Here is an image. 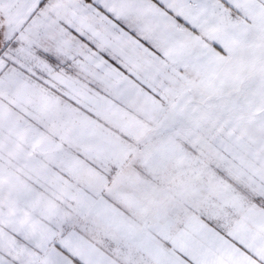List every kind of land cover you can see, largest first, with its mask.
Instances as JSON below:
<instances>
[{"label": "rangeland", "instance_id": "374dc122", "mask_svg": "<svg viewBox=\"0 0 264 264\" xmlns=\"http://www.w3.org/2000/svg\"><path fill=\"white\" fill-rule=\"evenodd\" d=\"M33 1L0 0V264H35L95 213L152 227L258 186L264 0H213L205 36L126 61L80 38L49 53Z\"/></svg>", "mask_w": 264, "mask_h": 264}, {"label": "crops", "instance_id": "0c3cea01", "mask_svg": "<svg viewBox=\"0 0 264 264\" xmlns=\"http://www.w3.org/2000/svg\"><path fill=\"white\" fill-rule=\"evenodd\" d=\"M34 1L45 7V19L35 14L33 25H45L49 53L69 52L80 38L111 60L121 51L139 59L147 46L161 52L165 43L181 44V35L205 36L196 14L206 18L204 7H213V0ZM255 175L258 186L216 211L176 214L169 223L141 228L133 214L95 213L93 226L63 230L35 264H264V170Z\"/></svg>", "mask_w": 264, "mask_h": 264}]
</instances>
